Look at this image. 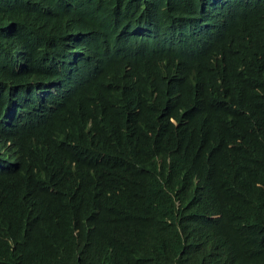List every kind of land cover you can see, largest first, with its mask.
Wrapping results in <instances>:
<instances>
[{
    "label": "trees",
    "instance_id": "obj_1",
    "mask_svg": "<svg viewBox=\"0 0 264 264\" xmlns=\"http://www.w3.org/2000/svg\"><path fill=\"white\" fill-rule=\"evenodd\" d=\"M0 264H264V0H0Z\"/></svg>",
    "mask_w": 264,
    "mask_h": 264
}]
</instances>
